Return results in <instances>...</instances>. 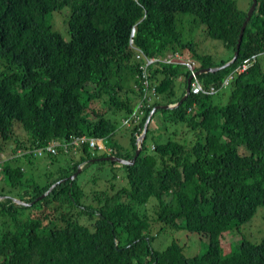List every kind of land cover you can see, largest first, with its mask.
<instances>
[{"label":"trees","instance_id":"16d2710c","mask_svg":"<svg viewBox=\"0 0 264 264\" xmlns=\"http://www.w3.org/2000/svg\"><path fill=\"white\" fill-rule=\"evenodd\" d=\"M65 6L68 39L47 21ZM246 13L234 0H0V264H264V237L221 246L225 232L264 207V0L235 61L198 73L216 92L156 109L133 164L97 160L106 154L72 143L105 139L112 155L131 159L154 106L176 103L192 72L231 60ZM180 20L220 40V59L199 51ZM133 46L147 57L179 58L153 63L143 78ZM145 80L155 93L143 98ZM224 89L226 103L214 102ZM148 98L140 121L123 125ZM175 125H185L183 139L168 133ZM121 126L128 146L117 137ZM53 141L55 154L31 153ZM42 159L49 169L40 176ZM92 163L109 164L110 174L80 181ZM180 230L205 236V251L189 256L178 239L155 241Z\"/></svg>","mask_w":264,"mask_h":264},{"label":"rangeland","instance_id":"374dc122","mask_svg":"<svg viewBox=\"0 0 264 264\" xmlns=\"http://www.w3.org/2000/svg\"><path fill=\"white\" fill-rule=\"evenodd\" d=\"M234 1L236 3L237 8L241 12L248 11V8L250 6V0H234ZM68 10H69L68 6H65L62 9L58 11H53L47 15V21L51 23L53 26V29L58 31L65 39L69 38L67 26L64 23V20L66 19L65 16L68 13ZM197 28L198 27H194L190 23V20H180L179 21V29L181 30V32L184 34L186 38L194 36L196 33L197 39L195 40V42L197 43V48L199 49V51H205L207 53L210 52V54L213 56L214 59L216 60L220 59V56L222 55V53L221 52L219 54L217 53L222 48V42L220 40H215L211 38L203 39L201 36H199L200 28L199 29ZM176 86H177V92L180 93L179 88H182L181 78L176 80ZM228 94H229V89H224L218 92L213 97V101L214 102L222 101L223 103H226ZM155 117H157V114L155 115ZM158 122L159 121L153 118L151 126L153 124L154 126H156ZM168 128H169L168 133L171 134L174 132V134H176L175 138L183 139L182 137L184 136L185 128H186L185 125H175V126H171ZM119 129H121L122 135L117 134L118 136L117 135L116 136L121 141L120 143L123 146H128L129 141H128V136L125 133L126 132L125 127L121 126ZM150 140L151 138L149 135L147 138V141L149 142ZM241 152H244V151L241 150ZM61 161H63V159ZM53 167L54 166H52V168ZM115 171L120 175L119 169H116ZM41 174L42 172H40V176ZM93 174H97L98 176L109 175L110 174L109 164L103 165V167L100 170L96 166V163H92V166L87 169V173L83 172L79 174V180L82 181L85 175L86 177L89 178V180H91V176ZM44 179H45V176L43 175L42 180ZM120 180H121V177H119L117 180L118 184H120ZM105 184L106 183L104 182L100 183V186H104ZM3 185H4V182L0 180V187ZM6 189H8V187ZM263 237H264V207L260 206L257 208V211L251 220L240 225V229L233 230V231H227L224 233V235L221 237V246H222L223 251L226 252V251H229L230 248L235 246L239 241L243 239H247L251 242H260ZM173 239H178L180 243L184 244L185 254L189 256L203 253L205 251V247L207 244L206 242H204L206 240L205 236L197 234V233H190L185 230L169 231L167 233H163L161 235H158L155 241L158 244L160 243L162 244L163 242L162 245L164 246L170 241H172ZM200 240L203 242H201Z\"/></svg>","mask_w":264,"mask_h":264},{"label":"built area","instance_id":"2783aa9c","mask_svg":"<svg viewBox=\"0 0 264 264\" xmlns=\"http://www.w3.org/2000/svg\"><path fill=\"white\" fill-rule=\"evenodd\" d=\"M133 48L135 49V58L137 60H142L143 63L140 66L141 69V75L143 78H146L147 76V72H148V67L151 66L153 63L157 62V61H162V62H171L172 60H177V58L179 57H175V55L172 54H168L166 55L164 58H156V57H147L145 56V54L137 47L133 46ZM173 57L175 59H173ZM248 66L247 61L242 64L239 67V70H244L246 67ZM192 76V81H191V86H190V92L192 94H198V93H205V94H212L214 92H216V88L214 86H210L208 89H205L202 84L197 80V75L195 74V72L191 73ZM231 77V76H230ZM227 82V80L225 81ZM147 81H144V87L142 88V92H143V98H145L146 94L148 92H152L155 93V90L153 88H151L150 90L147 88ZM150 98H148L145 102H140L136 108L133 110L132 114L122 120V124L129 127L132 126L133 124L137 123L140 121L142 115L144 114L145 108L146 107H150ZM191 108H189L188 110H190ZM139 137V136H138ZM137 137V138H138ZM84 142H88L89 146L91 148L96 147L100 152H111L112 151V147L110 145L107 144V141L105 139H95V138H85V137H75L72 140V143L75 145H79V144H83ZM59 145V142L53 141L52 143H48L45 146L39 147V148H33L31 153H33L36 156H44V155H48V154H55L56 153V146ZM65 148H67V145H64ZM94 148V149H96ZM29 150H25V151H20L19 152V156H22L25 153H28ZM2 166L0 165V170H1Z\"/></svg>","mask_w":264,"mask_h":264},{"label":"water","instance_id":"95a60500","mask_svg":"<svg viewBox=\"0 0 264 264\" xmlns=\"http://www.w3.org/2000/svg\"><path fill=\"white\" fill-rule=\"evenodd\" d=\"M256 3H257V0H252L251 1V4H250V6L248 8V11L246 13L245 19L242 22V25H241V28H240V32H239V35H238L237 44H236V50L234 51V54H233V57L231 58V60L225 62L221 66L214 67V68L201 69V70L197 71L196 73L218 70V69H220L222 67L228 66L229 64H231L232 62L235 61V59L237 58V55H238L240 43H241V40H242L243 31H244V29L246 27L247 21L250 19L251 15H252L255 7H256ZM190 80H191V75H189L187 80H186L185 92H184L183 96L176 103L166 104V105H157V106H154L151 109L148 117L145 120L143 130L141 132L140 138L138 139L139 142L137 144V147H136V150L134 152V155L132 156L131 159L126 160V159H123V158H120V157L112 155V156L101 157V158H98L97 160H110V161H113V162H116V163H119V164H133L135 159H136V157L138 156V153H139L140 149H141V143H142L143 138L145 136L147 125H148V122H149L153 112L156 109L174 108V107L180 105L187 98V96L189 95V92H190V89H189L190 88ZM80 169H81V167H78V169L70 176V178L73 179L74 177H76V175L79 173ZM48 192H49V190H47L41 197L45 196ZM1 198L2 197L0 196V199ZM13 200L16 201L18 204H27V205L31 204V203H24L23 201H21L19 199H13Z\"/></svg>","mask_w":264,"mask_h":264},{"label":"clouds","instance_id":"9594fccd","mask_svg":"<svg viewBox=\"0 0 264 264\" xmlns=\"http://www.w3.org/2000/svg\"><path fill=\"white\" fill-rule=\"evenodd\" d=\"M167 55H168V54H167ZM244 63H245V62H244ZM244 63H242V64H244ZM247 63H248V61H247ZM242 64H241V65H242ZM249 64H250V63H248V66H249ZM241 65H239V66L235 69L236 72H243V71H245L246 68L248 67V66H247L244 70H239V67H240ZM196 72H197V71H195V74L198 75V73H196ZM190 75H191V74H190ZM231 76L233 77V73L231 74ZM191 81H192V76H191V80H190V86H191ZM189 89H190V88H189ZM190 93H191V92H189V94H190ZM171 104H173V103H171ZM125 129H126V128H125ZM140 135H141V134H140ZM140 135H139V137L137 138V141H138V139L140 138ZM138 142H139V141H138ZM107 144H108V142H107ZM137 144H138V143H137ZM108 145H109V144H108ZM112 151H113V148H112ZM112 151L109 152V153H108V152H101V153L106 154V156H112ZM44 156H47V155H44ZM44 156H43V157H44ZM113 156H115V155H113ZM20 157H21V156H20ZM20 157H19V158H20ZM104 157H105V156H104ZM118 164H119V163H118ZM79 167H80V166H79ZM76 176H77V175H76ZM1 199H2V198H1ZM14 199H18V198H14ZM19 200H20V199H19Z\"/></svg>","mask_w":264,"mask_h":264},{"label":"crops","instance_id":"0c3cea01","mask_svg":"<svg viewBox=\"0 0 264 264\" xmlns=\"http://www.w3.org/2000/svg\"><path fill=\"white\" fill-rule=\"evenodd\" d=\"M177 93H179V92H177ZM121 133H122V132H121V130H120V134H121ZM34 169H35V167H34ZM46 169H49V166L46 164V161L42 159V164H41V166H40V172H43V171H45Z\"/></svg>","mask_w":264,"mask_h":264}]
</instances>
